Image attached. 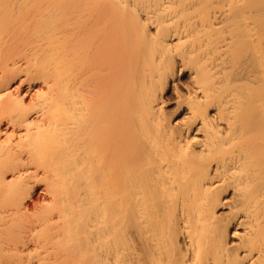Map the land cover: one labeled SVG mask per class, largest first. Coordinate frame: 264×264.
Returning a JSON list of instances; mask_svg holds the SVG:
<instances>
[{"label":"bare ground","instance_id":"bare-ground-1","mask_svg":"<svg viewBox=\"0 0 264 264\" xmlns=\"http://www.w3.org/2000/svg\"><path fill=\"white\" fill-rule=\"evenodd\" d=\"M262 1L0 0V264H264Z\"/></svg>","mask_w":264,"mask_h":264},{"label":"rangeland","instance_id":"rangeland-1","mask_svg":"<svg viewBox=\"0 0 264 264\" xmlns=\"http://www.w3.org/2000/svg\"><path fill=\"white\" fill-rule=\"evenodd\" d=\"M263 6H264V2H263ZM186 81H188L187 80V74L183 75L181 77H178L177 80H176V83L175 82L174 83H170L171 86H168L167 89L163 92V97H164L163 98L164 99L163 109H164L166 115H168V117L171 118V120L175 119L177 121L179 120L178 122H180L181 119L184 117L183 113H185V110H183V111L180 110V112H178L176 114H173L174 116L171 115V114L173 113V111L176 108L175 104H176V101H177V98L175 97L176 94H175V92L173 90V84H174V86L176 84V87L178 86L177 88L179 90L182 86L184 87V85L187 83ZM177 83H178V85H177ZM171 116H173V117H171ZM219 212H222V214H223L225 212V210H220ZM126 232L128 233V229L126 230ZM125 251H126V249L124 250V252Z\"/></svg>","mask_w":264,"mask_h":264}]
</instances>
